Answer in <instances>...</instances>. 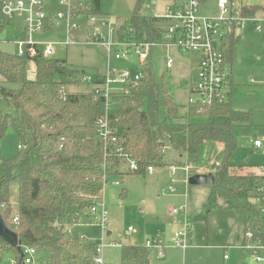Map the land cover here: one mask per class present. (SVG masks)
I'll use <instances>...</instances> for the list:
<instances>
[{"label":"trees","instance_id":"1","mask_svg":"<svg viewBox=\"0 0 264 264\" xmlns=\"http://www.w3.org/2000/svg\"><path fill=\"white\" fill-rule=\"evenodd\" d=\"M70 2L76 17L102 15L100 0ZM142 3L137 0L128 19L117 23L120 37H126L129 28L138 41L159 37L155 19L142 13ZM254 9L246 7L247 12ZM4 27L0 16V32ZM234 42L229 39L225 54L229 63ZM30 62L35 69L33 78L28 77ZM85 73L68 67L63 59L38 55L30 60L0 50V140L11 127L18 147L13 158L0 162V218L10 235L0 234V262L8 252L18 262L20 247L31 245L44 253L47 264H94L96 241L80 237L74 226L81 218L87 219L92 205L102 201L108 179L122 177L124 162L104 150L96 130V120L104 114L103 96L92 90H68L80 84ZM167 75L164 71L156 80L149 60L138 85L112 94L108 125L123 153L137 162L133 173L164 167L165 145L183 153L189 164L196 161L204 142L220 143L205 208L209 212L223 205L233 210L243 227L250 225L253 239L264 243L259 231L261 214L254 202L261 197L262 180L251 166L233 167L228 162L239 145L234 128L248 122L251 111L235 109L230 99L222 104L182 107L172 97ZM101 81L100 74H93L89 85ZM13 183L17 187L15 206L10 197ZM14 213L17 223L11 222ZM120 246V264H149L145 246Z\"/></svg>","mask_w":264,"mask_h":264},{"label":"rangeland","instance_id":"2","mask_svg":"<svg viewBox=\"0 0 264 264\" xmlns=\"http://www.w3.org/2000/svg\"><path fill=\"white\" fill-rule=\"evenodd\" d=\"M137 0H100V11L111 23L128 19ZM161 5V1L159 2ZM264 7V0H233L238 9L243 5ZM43 9L52 21L51 28L36 34L38 41L54 42L53 57L63 59L70 68H77L88 73L105 72V50L99 45H65L66 28L63 22L55 25V17L60 12H66V5L58 0H43ZM200 12L215 14V0L201 2ZM82 27L75 35V40L82 42L87 23L79 19ZM7 26L0 32V49L15 52L17 44L10 42L16 29L23 27L22 18L14 16L7 19ZM8 39V41H6ZM232 45L231 62L233 72V88L231 91L232 104L243 110L251 111L249 122L235 126L234 134L238 139V147L229 158L230 166L251 164L263 161L257 150L251 148L250 140L254 136L264 137V29L255 32L248 26ZM169 54L173 60L169 70L165 68V59ZM188 52L175 47L155 45L151 49L150 60L152 73L156 80L164 71L168 72L167 85L174 101L180 106H188L189 83L193 77V59ZM119 66H126L124 60L115 61ZM126 64V65H125ZM230 64L228 65V67ZM32 70L28 71L31 75ZM70 90H88L84 83L74 84ZM219 146L214 141L204 142L193 163L187 162L183 153L165 148V165L146 171L145 174L127 171L125 164L121 165L124 172L122 177L114 176L104 185L102 201L107 211L108 230L105 233L106 242L132 241L142 244L146 238L160 235L166 247L163 255L157 256L155 249L147 248L149 264H248L246 256L236 245L243 236L242 226L233 211L212 209L207 211L205 203L210 193L211 185H192L188 178L196 172L210 173L212 163ZM249 152V154H248ZM18 153L17 139L11 127H8L0 140V162L11 159ZM189 165L188 170L185 166ZM170 166H176L171 174ZM249 166V165H245ZM213 173V172H212ZM118 184H115V182ZM173 186L175 192H170ZM10 197L13 206L17 199V187L10 186ZM185 204V211L172 214L173 208ZM134 231L126 233L127 227ZM186 227L190 235V245L186 249L173 246L172 233ZM76 231L85 238L96 241L103 237L101 227L95 222L80 221ZM237 234L239 235L237 238ZM120 243V244H121ZM227 248V259H223L224 249ZM121 246H106L102 250L105 264H120ZM13 253H5L0 264H10Z\"/></svg>","mask_w":264,"mask_h":264},{"label":"built area","instance_id":"3","mask_svg":"<svg viewBox=\"0 0 264 264\" xmlns=\"http://www.w3.org/2000/svg\"><path fill=\"white\" fill-rule=\"evenodd\" d=\"M58 2L67 7L66 12H60L56 16L55 23L63 22L66 28V37L59 43L100 45L105 50V72L101 74L103 81L90 86L93 74L96 73L88 72L80 77V81L88 84L90 90L101 94L104 98V114L96 120V130L103 140L104 150L120 158L131 172L137 170L138 164L123 153L120 142L110 131L107 115L112 94L127 92L130 87L138 85L144 78V67L150 60L152 47L155 45L175 47L195 55L197 64L189 83L188 105L222 104L230 99V66L228 67L230 63L225 59L229 39L237 38L248 26L255 32L264 29V7L261 6H252L255 7L253 12H247L246 5L237 9L233 5V0H215L216 13L203 14L200 12V0H143L142 13L149 14L155 19V26L159 30V37L156 40H135L132 28L127 30L126 37H120L116 23H111L102 15H89L85 17L87 27L84 38L82 42H78L75 40V34L82 27L79 21L82 16L76 17L71 13L70 0H58ZM0 16L5 21L16 16L22 18L24 22V35L15 40L18 46L16 56H27L30 60L38 55L44 58L53 56L54 42L38 41L35 37L45 29L47 17L43 9V0H0ZM119 60L127 61L128 65H117L115 61ZM30 63L33 65L32 62ZM172 64L173 60L167 55L165 68L170 69ZM252 144L264 153V138H254ZM167 147L165 145L163 150ZM187 168L188 166L185 167ZM170 169L171 174H174L176 167L172 166ZM152 170V167H147V171ZM254 170L262 180L259 186L261 197H256L254 202L258 204L260 210L259 231L264 237V164ZM115 184L118 182L116 181ZM174 189L173 186L169 187L170 192ZM183 209L184 206L181 205L173 208L171 212L177 214ZM85 221L95 222L101 227L103 237L96 240L94 264H105L102 257L103 248L119 246L120 243L106 242L104 239L105 233H108V218L103 201L89 208ZM11 222H18L15 213ZM133 231L131 226L126 229V233ZM67 232L71 234L72 228L69 227ZM80 237L84 236L80 235ZM188 238L189 232L186 227L175 230L172 233L173 246L185 249L189 245ZM143 246L155 248L157 255L161 257L165 243L159 237H152L145 239ZM239 248L249 253L248 259L253 264H264V243L253 239L248 223L243 227V241ZM224 258H227V254ZM10 264H47V261L38 247L24 245L20 247V260L17 262L14 257Z\"/></svg>","mask_w":264,"mask_h":264},{"label":"crops","instance_id":"4","mask_svg":"<svg viewBox=\"0 0 264 264\" xmlns=\"http://www.w3.org/2000/svg\"><path fill=\"white\" fill-rule=\"evenodd\" d=\"M248 5V4H247ZM246 5V7H252V5H248L247 6ZM102 16H104V15H102ZM46 17H47V19H46V23H45V29H44V31H46V30H48V29H50L51 28V23H52V21H50L49 20V18H48V15L46 14ZM79 19H81V20H84V21H86L85 20V17H80ZM55 22H56V17H55ZM54 22V24L55 25H59L61 22H59L58 24H56ZM7 24H8V22H7V20L5 21V27L3 28V30L1 31V32H3L4 30H5V28H6V26H7ZM79 32V31H78ZM78 32H76V34L78 33ZM75 34V35H76ZM242 34V33H241ZM23 35H24V25H23V27L22 28H20V29H16L15 30V32H14V37H13V39L10 41V42H13V43H15V40H17V39H19V38H22L23 37ZM6 41H8V39H6ZM235 41H236V39H235ZM100 46V45H99ZM102 47V46H101ZM0 50H2V51H6V50H3V49H0ZM6 52H8V51H6ZM16 52V51H15ZM15 52H9V53H11V54H15ZM169 55V54H168ZM53 57V56H52ZM192 61H193V66H194V69H195V66H196V64H197V59H196V57H195V55H192ZM127 62V61H126ZM126 65V64H125ZM127 65H128V62H127ZM30 69L32 70L31 72H32V74L31 75H29L28 74V77H30V78H33L34 77V66L33 65H30ZM29 69V70H30ZM193 69V70H194ZM166 70H169V69H166ZM93 73H96V74H100L101 75V73H99L98 71H95V72H93ZM103 74V73H102ZM84 85H86L87 86V88H88V90H85V91H90V86L88 85V84H85L84 83ZM71 86H74V85H71ZM71 86H69V87H71ZM69 87H68V90L69 91H76V90H70L69 89ZM232 88H233V72H232V62H230V76H229V93H230V101H231V91H232ZM85 91H82V92H85ZM231 104H232V101H231ZM232 106L235 108V109H237V110H242V111H247V110H243V109H239V108H237V107H235L233 104H232ZM250 118H251V116H250ZM250 121V120H249ZM248 121V122H249ZM254 138H261V139H263L264 137H258V136H254ZM253 138V139H254ZM252 139V140H253ZM252 140H250V145H251V148H253V149H255V150H257V152H259V154H260V156H262L263 157V161L261 162V163H259V164H256V165H251V164H245V165H249V166H251L253 169H255V168H257V167H260V166H262L263 164H264V153L260 150V149H257V148H255L254 146H253V144H252ZM239 142V141H238ZM217 143V142H216ZM217 145L219 146V149L221 148V144L220 143H217ZM167 148H170L169 146L167 147ZM218 149V150H219ZM175 152V151H174ZM248 154H249V152H248ZM123 164H125V163H123ZM126 165V164H125ZM186 166H188L189 167V165H186ZM185 166V167H186ZM127 167V166H126ZM172 166H170V168H171ZM173 167H176V166H173ZM187 170H188V168H187ZM153 171V170H152ZM211 172H213V170H211ZM196 173H204V171H199V172H196ZM173 192H175V189H174V191ZM172 193V192H171ZM12 201V200H11ZM183 206H184V209L181 211V212H179V213H182V212H184L185 211V204H182ZM181 206V205H180ZM217 209H226V210H230V209H227V208H225L223 205L220 207V208H217ZM230 211H233V210H230ZM234 212V211H233ZM235 213V212H234ZM173 214V213H172ZM178 214V213H177ZM177 214H174V215H177ZM236 214V213H235ZM237 216V215H236ZM80 221H84V219H80L79 220V222ZM79 222L74 226V229L76 228V226H79ZM240 222V221H239ZM240 224H241V226H242V232H243V225H242V223L240 222ZM76 230V229H75ZM178 230V229H177ZM78 232V231H77ZM174 232V231H173ZM79 233V232H78ZM132 233V232H131ZM79 234H81V233H79ZM107 234H110V231L108 230V233ZM127 234H130V233H127ZM238 234H237V238H238ZM155 237H159V238H161V239H163L160 235H156ZM147 239V238H146ZM164 241V240H163ZM243 241V236H242V238L240 239V243L238 244V245H236L235 247H237L239 250H241V252H242V257H244L245 256V252L242 250V249H240L239 248V245L241 244V242ZM117 242H119V243H121L120 242V240L119 241H117ZM124 243H129V244H138V243H134V242H132V241H125ZM165 243V242H164ZM144 244V243H143ZM188 244L190 245V235H189V238H188ZM138 245H142V244H138ZM188 245V246H189ZM187 246V247H188ZM165 247H166V244H165ZM186 247V248H187ZM185 248V249H186ZM153 249H155V248H153ZM224 249V254H223V259H227V258H224V255L225 254H227L226 253V251H227V248H223ZM184 250V249H183ZM155 251H156V249H155ZM156 253H157V251H156ZM158 256V255H157ZM159 257V256H158ZM228 257V256H227ZM149 258V257H148ZM246 260L248 261V264H253L252 262H250V260L248 259V256H246Z\"/></svg>","mask_w":264,"mask_h":264},{"label":"water","instance_id":"5","mask_svg":"<svg viewBox=\"0 0 264 264\" xmlns=\"http://www.w3.org/2000/svg\"><path fill=\"white\" fill-rule=\"evenodd\" d=\"M214 181V175L212 172L210 173H196L188 178V183L192 185H205L212 184ZM0 234L5 237H9L10 235L5 230V224L3 220L0 218Z\"/></svg>","mask_w":264,"mask_h":264}]
</instances>
